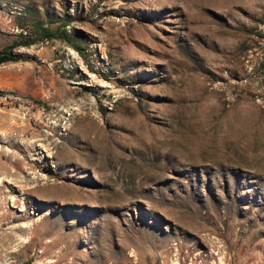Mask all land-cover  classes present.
<instances>
[{
  "label": "rangeland",
  "instance_id": "374dc122",
  "mask_svg": "<svg viewBox=\"0 0 264 264\" xmlns=\"http://www.w3.org/2000/svg\"><path fill=\"white\" fill-rule=\"evenodd\" d=\"M47 18L88 48L0 66V264H264V0H0V49Z\"/></svg>",
  "mask_w": 264,
  "mask_h": 264
},
{
  "label": "trees",
  "instance_id": "16d2710c",
  "mask_svg": "<svg viewBox=\"0 0 264 264\" xmlns=\"http://www.w3.org/2000/svg\"><path fill=\"white\" fill-rule=\"evenodd\" d=\"M57 23H60V25L54 27V24ZM67 27L68 23L65 19L57 20L53 18L39 19L33 21L28 27H21L24 30L25 28L27 29L26 33L17 35L10 45L0 49V66L24 61L23 55L18 53V50L34 47L42 40H59L76 51L80 56L85 57V52L88 48L87 44L83 40L74 37ZM257 37L259 41L253 40L254 45H246L244 52L249 53V51L258 48L261 54H264V46L260 44L264 41V34L257 35ZM261 64L264 65V61Z\"/></svg>",
  "mask_w": 264,
  "mask_h": 264
},
{
  "label": "bare ground",
  "instance_id": "6f19581e",
  "mask_svg": "<svg viewBox=\"0 0 264 264\" xmlns=\"http://www.w3.org/2000/svg\"><path fill=\"white\" fill-rule=\"evenodd\" d=\"M90 129V128H89ZM85 131V130H84ZM87 131V130H86ZM88 133V132H87ZM40 152H33V154H31V155H38ZM11 156V155H10ZM15 164L19 167V168H21V169H23V166H22V164H21V161H19V160H16L15 161ZM32 168V167H31ZM33 169V168H32ZM31 169V170H32ZM9 174V176H7V178L9 177V179H10V176L12 177L11 178V180H14L13 179V177H14V175H15V173L14 172H10V173H8ZM7 174V175H8ZM37 179H38V177H37Z\"/></svg>",
  "mask_w": 264,
  "mask_h": 264
}]
</instances>
